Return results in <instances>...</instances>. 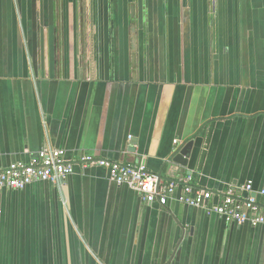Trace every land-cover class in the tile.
<instances>
[{
    "label": "crops",
    "instance_id": "1",
    "mask_svg": "<svg viewBox=\"0 0 264 264\" xmlns=\"http://www.w3.org/2000/svg\"><path fill=\"white\" fill-rule=\"evenodd\" d=\"M44 146L264 205V0H0V169ZM0 264H264V228L75 165L0 190Z\"/></svg>",
    "mask_w": 264,
    "mask_h": 264
},
{
    "label": "built area",
    "instance_id": "2",
    "mask_svg": "<svg viewBox=\"0 0 264 264\" xmlns=\"http://www.w3.org/2000/svg\"><path fill=\"white\" fill-rule=\"evenodd\" d=\"M65 154L66 151L62 148L44 146L27 161L11 162L0 169V190H23L38 181L48 182L60 188L73 174L75 165L81 168L97 166L107 171L110 180L137 191L147 203L164 205L174 199L192 207H203L207 212L222 217L227 223L264 228V205L251 194L253 190L250 183L241 187L248 193L245 197L229 187L219 202L209 204L212 192L197 187L191 173L178 179L163 180L149 171L144 161L125 164L88 153L79 154L74 161H70L66 159ZM178 189L180 193L176 195ZM259 194L264 196V189H261Z\"/></svg>",
    "mask_w": 264,
    "mask_h": 264
},
{
    "label": "water",
    "instance_id": "3",
    "mask_svg": "<svg viewBox=\"0 0 264 264\" xmlns=\"http://www.w3.org/2000/svg\"><path fill=\"white\" fill-rule=\"evenodd\" d=\"M187 149V147H186ZM184 150V149H183ZM188 157L186 151H182L181 148H177L174 153L168 158L169 163H171L173 165V163H182L184 164L186 158ZM172 165H170V167H172ZM161 177V175H159Z\"/></svg>",
    "mask_w": 264,
    "mask_h": 264
}]
</instances>
